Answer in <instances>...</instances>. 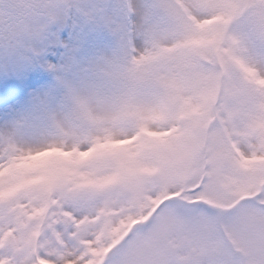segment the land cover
<instances>
[{
    "label": "snow or ice",
    "instance_id": "snow-or-ice-1",
    "mask_svg": "<svg viewBox=\"0 0 264 264\" xmlns=\"http://www.w3.org/2000/svg\"><path fill=\"white\" fill-rule=\"evenodd\" d=\"M0 39V264H157L158 218L264 264V0H0Z\"/></svg>",
    "mask_w": 264,
    "mask_h": 264
},
{
    "label": "rangeland",
    "instance_id": "rangeland-1",
    "mask_svg": "<svg viewBox=\"0 0 264 264\" xmlns=\"http://www.w3.org/2000/svg\"><path fill=\"white\" fill-rule=\"evenodd\" d=\"M14 54V50L10 44H7L3 39H0V66L11 58ZM44 113L39 109L28 110L23 113L14 114L8 119L16 120H42ZM167 196H159L152 199V208L146 214L129 216L127 219H118L112 226V230L117 232V237L112 240L105 248H103V254L106 255L112 248L129 236L132 231L133 226L144 225L148 221L152 212L155 211L157 207L167 199ZM102 212L104 210H101ZM108 215L112 217H118L121 212L120 208L109 209ZM94 219H99L96 217ZM151 231L145 230L143 236L140 239L149 242L151 247V259L156 261L157 264H170V262H175V264H184L185 261H191L197 258H203L206 254V249H204L200 244L193 241L189 243L183 240L180 236L177 226L167 222L163 218L156 219L150 226ZM34 237H38L41 244L43 243V236H39V233H34ZM81 243L87 246L88 251H92L94 248L95 241L93 239H83ZM37 264H55L52 259L45 258L44 256L37 257ZM63 264H99L96 260H84L80 255H70Z\"/></svg>",
    "mask_w": 264,
    "mask_h": 264
}]
</instances>
